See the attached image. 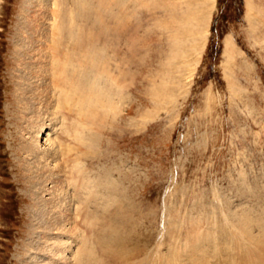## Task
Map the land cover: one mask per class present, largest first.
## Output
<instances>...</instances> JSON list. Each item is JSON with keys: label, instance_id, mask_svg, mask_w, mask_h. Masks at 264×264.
Masks as SVG:
<instances>
[{"label": "rangeland", "instance_id": "374dc122", "mask_svg": "<svg viewBox=\"0 0 264 264\" xmlns=\"http://www.w3.org/2000/svg\"><path fill=\"white\" fill-rule=\"evenodd\" d=\"M40 18L66 50L78 36L95 39L97 67L87 61L82 80L97 75V93L114 105L84 115L79 164L110 194L115 206L103 210L127 209L111 245L122 264H264V0H0V264L27 256L35 181L26 180L14 90ZM51 56L50 81L61 83ZM240 214L249 219L241 227ZM194 238L217 248L202 257Z\"/></svg>", "mask_w": 264, "mask_h": 264}, {"label": "bare ground", "instance_id": "6f19581e", "mask_svg": "<svg viewBox=\"0 0 264 264\" xmlns=\"http://www.w3.org/2000/svg\"><path fill=\"white\" fill-rule=\"evenodd\" d=\"M41 20V18L36 20L40 23L37 25L39 27L37 33L32 32L31 28L29 29L31 32L28 35V40L24 43V47H27L22 57L29 59L23 70L17 68V75H15L17 82L14 90V102L16 99L17 118H21L22 122L19 135L23 139L22 150L27 158V160L23 159L26 164L24 170L29 175L26 180L35 181L30 184V190L34 195V210L28 225V236L24 243V252L27 253V256L21 264H104L103 261H108L109 264H122L125 262L124 257L118 249H112L111 245L119 244L117 229L126 223L127 209L118 207L117 211L120 212L116 217H111L107 210H103L105 208L110 211L115 206L111 205L112 202L108 203L107 197H111L110 194L97 189L94 182L88 179L84 172L86 169L83 170V165L79 164L85 151L83 150L85 147L83 139L89 132L84 130L87 125L84 115L92 117L96 111H99L98 102H103L97 93L96 81L94 82L97 75L93 77L94 79L91 77L93 80L87 87L84 86L85 80H82L85 63L88 61L90 64L97 65L93 49L95 39L91 37L88 42L81 43L83 37L78 36L76 40L79 43L78 47L73 48L76 51L73 49L71 51L70 48L66 50L67 44L65 45L63 42L62 34L49 39L50 30L40 31ZM81 46H84L82 48L85 49H82ZM50 53L58 55L56 75L63 79L61 83L50 81L53 76L51 71L55 67L51 62L53 57ZM35 55L38 68L32 69L27 63L34 61ZM96 80L98 81V78ZM84 101H88L85 112ZM103 104L101 109L104 108V110L111 109L114 105L108 98ZM45 129L51 132L53 138L46 134L45 143L37 144V137L39 138ZM25 138L26 140H24ZM102 198L103 203H101ZM239 217L237 219H240L237 222L238 226H240L239 223L243 224L244 221L249 220L243 214H240ZM251 225L249 223L250 227ZM255 226L259 228L260 225L258 226L257 223ZM102 228H108L109 232L106 234ZM261 230L258 229L257 233L259 234ZM245 234L247 233L245 232ZM258 234L257 237L261 238ZM262 234L260 242H263L264 247ZM248 238H250L249 234ZM256 243L258 242H255V245ZM217 244L216 241H213L209 245H200V242L195 241L193 246L196 247L195 252H200L203 257L208 251L207 247L216 250ZM252 249L255 250L253 247ZM253 250L252 255H254L253 252H256ZM249 251L247 250V253L244 251V253L248 254ZM260 251L261 254L258 253L262 255L263 251ZM237 252L235 253L238 254ZM244 253L242 255H245ZM196 255L191 253V256H195L197 260L200 259ZM221 258L220 260H224L226 263L225 258L227 259V257ZM202 259L201 261H203ZM214 261H210V263L213 264ZM234 261L236 262V260ZM233 262L232 264L235 263ZM236 264H261V262L259 258L255 257L251 261L245 258L241 259Z\"/></svg>", "mask_w": 264, "mask_h": 264}]
</instances>
